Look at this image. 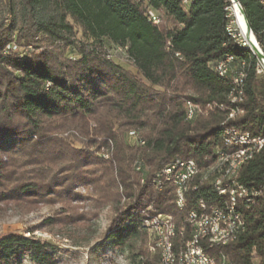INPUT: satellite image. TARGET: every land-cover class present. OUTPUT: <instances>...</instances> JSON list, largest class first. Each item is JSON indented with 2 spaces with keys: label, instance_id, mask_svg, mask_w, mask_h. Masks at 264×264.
Masks as SVG:
<instances>
[{
  "label": "trees",
  "instance_id": "1",
  "mask_svg": "<svg viewBox=\"0 0 264 264\" xmlns=\"http://www.w3.org/2000/svg\"><path fill=\"white\" fill-rule=\"evenodd\" d=\"M238 1L264 52V0ZM238 33L230 0H0V205L29 211L60 202L62 211L39 228L71 237L111 204L105 238L122 247L145 237L143 214H169L187 228L186 209L199 198L222 205L226 185H242L239 236L201 245L218 262L223 255L226 264H264V140L235 175L224 176V189L211 186V175L192 178L184 209L172 186L151 183L176 158H191L204 171L224 130L264 138L262 68ZM111 45L125 51L133 70L108 55ZM228 56L232 71L220 76L213 64ZM238 70L241 96L233 82ZM69 129L84 138L81 145L60 135ZM132 130L143 143L131 140ZM80 186L88 191L86 211L73 205L83 200ZM56 252L31 233L0 237V264H57ZM156 261L157 253L139 249L131 264Z\"/></svg>",
  "mask_w": 264,
  "mask_h": 264
},
{
  "label": "bare ground",
  "instance_id": "2",
  "mask_svg": "<svg viewBox=\"0 0 264 264\" xmlns=\"http://www.w3.org/2000/svg\"><path fill=\"white\" fill-rule=\"evenodd\" d=\"M232 10L241 33L247 35L252 42L258 44L254 35L248 34L245 20L237 5L232 6ZM218 62H221V60H218L213 64V70L220 76L226 75V73H223L218 67ZM243 77L244 72L239 71L238 78L235 76L233 80V82L238 85V95L242 93L239 85L241 84ZM231 99L236 100L240 98L239 96L233 95ZM192 115L193 109L190 108L188 110V118ZM232 115L233 112L230 113L229 116ZM233 130L234 128H232V130L227 129L223 131V145L215 150V156L221 155V157L215 158L214 162L209 164L204 171H202V169L200 170L198 166H193L191 167V172H186L183 176L181 170L186 169L185 160L171 161V170H173V174L164 173V181H173V179L181 181L180 183H171L174 191L175 204L178 209L185 208L186 193L191 189L189 182L196 175L201 173L202 179H206L211 175L212 183L214 184L211 186L222 187L224 189V176L231 178L235 175L240 165L251 157V154L253 153L252 150L261 147L263 141L253 140L249 135L234 133ZM139 143H143L140 138ZM225 146H233L235 153L229 155L228 151L226 149L224 150ZM161 170L151 178V183L157 190H159V177L157 176ZM226 186L228 187V200L225 204L223 202L222 205H217L220 225L222 226L220 234L219 227L215 226V223L212 221L215 216L214 204L207 205L202 198H199L195 202L194 207L189 208L188 210L186 209L184 221L187 223V228L185 224L177 225L172 219L173 217L169 214L160 213L165 216V220L157 219V222H154V220L155 217H159V214H143L140 217L141 226L150 233L153 243L155 240L154 229H157V226L160 228L162 235L161 242H155V245H153V249H156L159 254V264H214L212 257L207 255L204 251L201 241L206 240L210 246L225 245L234 241L239 236L243 230L244 223L237 210L236 202L237 198L241 197L245 190L242 185L240 190H238L239 185L237 184ZM195 187L196 185H193L192 189H195ZM235 190H237L236 193ZM232 219L233 223H231ZM201 222L203 227H200ZM204 227L206 232H204ZM186 229L188 237L186 239L183 238V240L182 236L185 234ZM220 259L221 260L218 262V259L216 258V264H226L223 255Z\"/></svg>",
  "mask_w": 264,
  "mask_h": 264
},
{
  "label": "rangeland",
  "instance_id": "3",
  "mask_svg": "<svg viewBox=\"0 0 264 264\" xmlns=\"http://www.w3.org/2000/svg\"><path fill=\"white\" fill-rule=\"evenodd\" d=\"M233 13V10H232ZM234 16V14H233ZM234 23L238 29L237 39L245 46L250 47V38L241 33L234 16ZM78 38H81V33L78 31ZM108 55L117 63L125 66L127 69L133 70L131 61L128 59L125 51L118 46H108ZM263 50V48H262ZM68 57H76L73 49L66 50ZM261 65V64H260ZM261 77L264 78V68L261 66ZM62 137L68 139L76 146L81 145L84 138L74 129H69L60 133ZM108 156V153H106ZM106 156V157H107ZM136 166V164H135ZM77 191L81 193L83 200L74 202L73 205L76 211H86L89 209L87 204L88 191L83 187H77ZM118 190L122 192V187L119 185ZM123 195V194H122ZM126 199L121 197L120 205L125 203ZM60 202L39 204L29 211H24L16 205H0V237L10 233H19L28 236L30 233L36 237L47 240L54 244L57 248L56 257L57 264H131L132 256L139 249H146L150 254L157 253L156 264H159V254L156 249H153L152 236L147 230L144 238L136 237L130 239L125 246L117 247L113 245V239H106V229L115 215V210L111 204H107L100 208L95 218L86 220L87 226L84 229L75 230L73 236H64L63 232H56L57 228L43 226L42 222L45 218L54 216L60 213L63 208ZM22 264H34L28 258H24Z\"/></svg>",
  "mask_w": 264,
  "mask_h": 264
},
{
  "label": "built area",
  "instance_id": "4",
  "mask_svg": "<svg viewBox=\"0 0 264 264\" xmlns=\"http://www.w3.org/2000/svg\"><path fill=\"white\" fill-rule=\"evenodd\" d=\"M148 13H149L151 19L154 22H157L156 14L152 10H149ZM231 62H232V57H224L221 59V62H218V67L223 71V73H226L228 75L232 71ZM238 75H239V70L233 74V76H236V78H238ZM233 132L243 134V133L238 132L237 130H233ZM128 135L131 138V140L139 143V136L137 135V133L135 131H133V130L129 131ZM259 140H264V138L258 139V141ZM251 142H255V141H251ZM228 153H229V155L234 154L235 149L228 151ZM103 156L106 157V153H104ZM220 157H221V155L215 156V158H220ZM174 160H185L186 169L181 170V173H183V176H184V174H186V172H191V167L197 166L195 161L191 158H187V159L176 158ZM140 169H141V165H140ZM164 173L173 174V170H171V162L166 164L162 168V170L160 171L159 175L157 176V177H159V190H162L166 184H169L171 186V183H180L181 182V181H176L175 179H173V181H164ZM240 189H241V185H239L238 190H240ZM236 191L237 190H235V193H236ZM214 208H215V216H214V219L212 221L215 223V226L219 227V234H220V232L222 231V226L220 225V217L218 215V206L216 204H214ZM157 219H164L165 220V216H163L162 214L159 213V217H155L154 222H157ZM231 223H233V219H232ZM200 227H203L202 222H201ZM154 231H155V240H154L153 245H155V242H161V237H162L161 232H160V228H158V226H157V229H154ZM204 232H206L205 227H204ZM211 257H212V261H214V264H216V257L215 256H211ZM162 262H163V258H162Z\"/></svg>",
  "mask_w": 264,
  "mask_h": 264
},
{
  "label": "water",
  "instance_id": "5",
  "mask_svg": "<svg viewBox=\"0 0 264 264\" xmlns=\"http://www.w3.org/2000/svg\"><path fill=\"white\" fill-rule=\"evenodd\" d=\"M230 1H231L232 6L237 5L239 10L241 11L242 16H243V18L245 20V23H246V28H247L248 34L254 35L252 30H251V28H250V26H249V24H248V22H247V19L245 17L244 11H243V8L240 5L239 1L238 0H230ZM248 48H250V50L256 56V58L259 61V63L264 67V52L262 51L260 46L258 44H256V43L251 41L250 42V47H248Z\"/></svg>",
  "mask_w": 264,
  "mask_h": 264
}]
</instances>
